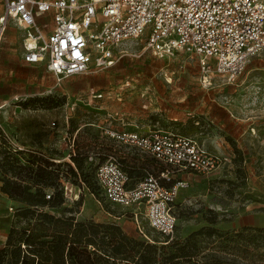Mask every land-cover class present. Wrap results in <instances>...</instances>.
<instances>
[{"label":"rangeland","instance_id":"obj_1","mask_svg":"<svg viewBox=\"0 0 264 264\" xmlns=\"http://www.w3.org/2000/svg\"><path fill=\"white\" fill-rule=\"evenodd\" d=\"M4 3L0 0V18L5 15ZM13 22L8 20L0 38V130L24 156L43 154L60 166L56 168L62 173L65 206L75 207L78 221L120 225L131 238L165 247L167 256L176 252L170 243L183 244L212 226L219 237L196 240L198 256L165 264H264V245L255 247L237 236L245 229L264 230V52L252 57L245 71L229 82L217 73H204L193 55L178 51L160 58L146 49L144 39L129 40L113 49L112 65L95 63L86 74L58 78L45 64L20 60L25 35ZM47 97L59 106L21 105L30 98ZM155 130L191 139L218 159L208 174L184 172L172 178L187 182L173 206L177 227L172 236L153 230L145 202L113 205L100 188L93 193L69 171L74 168L72 156L98 153L104 159L92 168L113 155L161 176L149 154L115 137ZM171 181L162 179V184ZM21 206L0 191V249L13 226H26L14 217ZM46 211L57 215L61 209ZM213 214L218 222L210 225L207 218ZM30 228L35 238L49 240L63 231L60 225L36 221Z\"/></svg>","mask_w":264,"mask_h":264},{"label":"built area","instance_id":"obj_2","mask_svg":"<svg viewBox=\"0 0 264 264\" xmlns=\"http://www.w3.org/2000/svg\"><path fill=\"white\" fill-rule=\"evenodd\" d=\"M4 4L0 38L8 20L15 21L25 31V62L45 64L58 78L86 74L95 63L112 65L113 49L129 40L144 39L146 49L160 58L178 51L193 55L204 73H217L229 82L245 71L252 57L264 52V0H5ZM46 16L52 18L50 32ZM115 137L149 154L166 170L129 188L118 158L107 156L97 169L105 198L122 207L145 202L151 227L172 236L177 227L173 205L187 182L164 186L162 179L171 181L184 172L208 174L217 167V157L197 142L163 130ZM98 156L90 154L88 159L96 162Z\"/></svg>","mask_w":264,"mask_h":264},{"label":"trees","instance_id":"obj_3","mask_svg":"<svg viewBox=\"0 0 264 264\" xmlns=\"http://www.w3.org/2000/svg\"><path fill=\"white\" fill-rule=\"evenodd\" d=\"M21 105L33 109H55L59 106L50 97L30 98ZM235 151L239 152L238 149ZM24 155L22 151L12 149L0 130V191L11 200L22 204L17 208L14 217L19 224H26L11 228L5 246L0 249V264H160L161 259V264H165L179 259L192 260L199 255L196 240L200 241L201 237H219L220 233L216 228L204 227L183 244L170 243L176 252L167 256L165 247H158L150 239L131 238L120 225L78 221L74 215L78 212L75 207L65 206L62 173L57 169L60 166L43 154L38 153L30 158ZM88 158L87 155L72 156L74 168L70 166L69 171L96 194L97 189H101L97 180L99 164L92 168L94 162L88 163ZM103 159V154H99L97 161ZM152 159L154 167H159L160 172L166 170L164 165L155 158ZM118 160L129 179V188H134L149 176L156 175L136 165H126L120 158ZM85 169L89 171L85 172ZM174 184L175 181L172 180L168 186ZM49 190L52 194L48 193ZM80 203L78 201L76 206ZM47 208L61 211L55 215L46 211ZM213 215L207 218L210 225L218 222L216 214ZM33 221L51 227L60 225L63 231H59L50 240L35 238L30 230ZM237 236L255 247L264 245V230L245 229L244 232L237 233Z\"/></svg>","mask_w":264,"mask_h":264},{"label":"crops","instance_id":"obj_4","mask_svg":"<svg viewBox=\"0 0 264 264\" xmlns=\"http://www.w3.org/2000/svg\"><path fill=\"white\" fill-rule=\"evenodd\" d=\"M44 19H45V21H47L48 23H49V29L47 30V32H50L51 30H52V28H53V22H52V18H51V16L50 17H48V16H46V17H44ZM44 19H40V21H44ZM13 23H15V22H13ZM16 24V23H15ZM18 26V25H17ZM19 27V26H18ZM23 32H24V35H25V31L21 28V27H19ZM20 60L23 62V63H25L26 65H35V66H41V65H44V64H29V63H27V62H25V60H24V48H23V46L21 47V51H20ZM50 73V72H49ZM12 146V149L15 151V148L13 147V145H11ZM179 174V173H178ZM181 174V176L182 175H184V174H187V173H180ZM179 174V175H180ZM176 175L174 176V180L176 179ZM178 181H185L184 179H180V180H178ZM177 182V181H176ZM0 187H1V183H0ZM180 192V191H179Z\"/></svg>","mask_w":264,"mask_h":264}]
</instances>
